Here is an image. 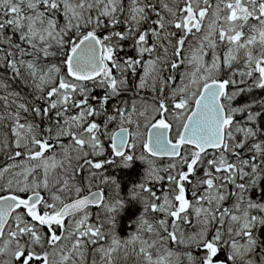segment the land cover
Listing matches in <instances>:
<instances>
[{"label":"snow or ice","instance_id":"obj_1","mask_svg":"<svg viewBox=\"0 0 264 264\" xmlns=\"http://www.w3.org/2000/svg\"><path fill=\"white\" fill-rule=\"evenodd\" d=\"M0 264H264V0H0Z\"/></svg>","mask_w":264,"mask_h":264}]
</instances>
